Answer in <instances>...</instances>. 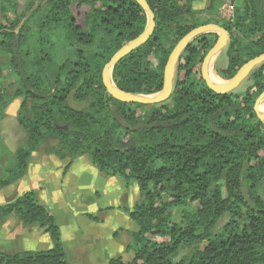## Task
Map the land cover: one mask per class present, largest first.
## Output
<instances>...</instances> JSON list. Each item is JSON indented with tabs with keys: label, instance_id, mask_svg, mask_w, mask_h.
I'll list each match as a JSON object with an SVG mask.
<instances>
[{
	"label": "trees",
	"instance_id": "obj_1",
	"mask_svg": "<svg viewBox=\"0 0 264 264\" xmlns=\"http://www.w3.org/2000/svg\"><path fill=\"white\" fill-rule=\"evenodd\" d=\"M146 1L155 29L113 66V82L122 90H160L170 51L201 24L213 22L230 34L225 49L229 61L218 70L223 77H232L245 61L264 52L263 0H243L231 20L196 16L192 0ZM213 5L211 0L205 12ZM42 11L34 34L28 23ZM0 14L12 16L0 25V55L9 59L5 65L0 61V118L9 101L2 84L6 76L17 78L14 95L22 97V106L32 102L30 113L18 116L26 145L12 155L0 185L19 179L30 152L51 135L59 139V157L86 154L101 172L137 183L140 200L129 216L138 230L126 247L132 259L117 255L106 264H264V123L253 110L264 90V63L251 71L247 78L252 83L243 91L216 93L199 69L215 38L200 35L181 53L168 99L129 103L106 92L101 71L146 26L135 0H32L21 9L18 0H0ZM44 29L55 40L42 35ZM70 52L73 57L67 56ZM114 114L130 127L160 126L132 130ZM194 202L195 210L186 211ZM176 208L181 209L180 220L174 219ZM10 213L23 225L44 228L54 245L0 252V264H69L54 215L34 191L0 205V220ZM225 214L228 218L215 230ZM192 245L191 253L173 260L180 247Z\"/></svg>",
	"mask_w": 264,
	"mask_h": 264
},
{
	"label": "rangeland",
	"instance_id": "obj_2",
	"mask_svg": "<svg viewBox=\"0 0 264 264\" xmlns=\"http://www.w3.org/2000/svg\"><path fill=\"white\" fill-rule=\"evenodd\" d=\"M30 1L32 0H18V5L20 6V9L22 7L25 8ZM209 11H210L209 13H211V11L213 10L211 9ZM213 13L214 14L219 13L220 17H225L224 15L228 14V12L226 13L225 11L220 10V8L215 9ZM42 14L43 11L39 14V16H37V18H35L34 20H30L28 23V27L30 31L34 34H37L38 32V25L41 20L40 17ZM11 17H12L11 15H8L7 18H5L0 14V25L7 23L11 19ZM201 18L207 19V15L206 14L201 15ZM215 18H219V17H215ZM226 18H220V19L226 20ZM44 33L48 35L49 31L47 29H44L42 35H44ZM204 34H208L211 38H215V39L217 37V34L214 32H206L200 35H204ZM235 34L239 35V33L237 32H235ZM50 38L52 40H55L56 38L55 34H51ZM229 39H230V34H229ZM32 42L33 44H35L34 39ZM165 45L167 46L166 43ZM46 46L48 45L46 44ZM225 49L226 47L223 50H221L222 52L220 54H217L215 57H213V59L209 63V74L214 73L215 75H217L221 79L222 81L221 83L229 79V77H223L218 73V70L227 66L229 61ZM34 56H35V52L33 51L31 54L32 60L34 59ZM67 56L73 57L72 52H70L69 55ZM0 61L4 65L7 64L9 61L8 55L1 54ZM3 72L5 73L6 70H4ZM2 81H3L2 84L4 87V91L9 96V101L3 110V115L0 118V180L6 178L5 169L7 164L10 162L12 155L16 154L17 151H19V149L23 148L26 145L27 133L20 125L18 121V116L21 114L30 113V107L32 105V102L28 101L26 105L23 107L21 104L23 100L22 97L14 95V92L16 91L18 86L17 78L13 76H6ZM251 83L252 80L246 77L240 83V85H238L230 92L243 91ZM146 108L148 109V107ZM58 148L59 145L57 143L51 140H45L44 143H42V145H40L37 148L36 150L37 152L32 154V158L30 159V161H28V158L31 156L30 153L26 160V168L24 174L13 183H10L8 185H0V205H5L7 203L15 201L18 197H20L23 193L27 191L30 190L36 191L38 190L39 186H42L44 188V191L39 193V197L41 198V200H45L46 202H48V204H50V206H52L53 209L59 208L61 210L63 209V205L66 204L67 209L72 211H79V210L88 211L91 209V207H94L95 202L98 201L100 204H104L108 202L106 199L108 195H113L115 193L118 194L117 186L115 182L118 179L117 176L113 177L101 172L94 164L91 163L90 159H89L90 161L89 163H91L97 168L96 171L99 173V176H95L94 172H92L90 169H85V170L83 169L80 171L79 176L77 178H74L71 181V183H68L67 185H65V181H68L69 179L68 177V174L70 173L69 169L73 167V164L69 166V169L67 168L64 169L65 177L63 180L59 177L57 178L58 173H57L56 158H52L48 162V164L47 162H45L34 165L33 159H38L39 161H45L44 158L41 160V157L46 153L54 154L55 156L59 157L56 154ZM119 179L122 180V177ZM125 181L129 183V191L127 193L129 195L128 204L131 205L133 202L134 194H139L138 186L134 180L127 179ZM95 189H98L101 193H103V195L100 198L97 195H95L96 194ZM124 194H126V192H124ZM139 200H140V196H138L136 203ZM123 202H124V195H120L118 203L116 204L122 205ZM133 207L131 209H127V212L129 213V211H131ZM195 208L196 206L194 202L186 207V211L192 212L195 210ZM180 216H181V209L179 208L174 209V219L180 220ZM227 218H228V214H225L220 219L219 225L215 230H217L224 223V221H226ZM34 225H37L38 227L42 228L37 223H33L30 225H23L18 220V217L14 213H10L5 218L4 221L0 220V252L15 253L22 250L35 251V250H43L52 247L54 245L52 236L48 231H44V228H42L44 233L38 238L37 241H34V229L32 227ZM22 226L23 227L28 226L29 228L31 227L29 229V236H25L22 239L23 241L17 236L18 235L17 233H22L24 231ZM14 232L16 236H13ZM48 242H50L51 245H47ZM44 243L46 244L47 248H45ZM195 245L188 246L185 248L180 247L177 250L175 256L173 257V260H178L182 255L191 253L194 250ZM125 252L131 253L130 251H127L126 248H125ZM120 256L123 260V256L122 255Z\"/></svg>",
	"mask_w": 264,
	"mask_h": 264
},
{
	"label": "crops",
	"instance_id": "obj_3",
	"mask_svg": "<svg viewBox=\"0 0 264 264\" xmlns=\"http://www.w3.org/2000/svg\"><path fill=\"white\" fill-rule=\"evenodd\" d=\"M242 1L243 0H215L214 8H212V10L214 11L215 9L220 8V10H223L226 13L228 12V14L224 15L225 17H220L219 13L214 14L213 11H211L213 14L205 12L211 3V0H192L191 9L198 13V15H196L198 17L206 14L207 19L211 20L215 19V17H227L226 20H231L233 18L234 9L240 6ZM261 10L264 13V0L261 2ZM221 52L222 51L218 54ZM45 140H51L59 144V139L51 135ZM36 150L30 152L31 156L28 158V161L32 158V154L37 152ZM43 158L45 161L33 159L34 165L45 162L48 164L52 158H56L57 178L59 177L62 180L65 177L64 169H69V166L73 164V167L69 169V179L68 181H65V185L71 183L74 178H77L80 171L83 169H90L94 172L95 176H99V173L96 171L97 168L89 163V157L86 154H81L73 158H59L54 154L46 153L41 157V160ZM116 176L118 178L115 181L118 194L115 193L113 195H108L106 197L108 202L104 204H100L96 199L97 202H95L94 207H91L88 211H72L67 209L66 204L63 205L62 210L59 208L53 209L48 202L41 200L39 197V193L44 191L42 186H39L36 191L33 190L39 203L44 205L45 208L54 215L55 222L60 230L61 246L69 264H106L109 259L117 255H122L123 260L127 262L132 259V254L125 252V248L132 242V234L138 230V225L129 216L127 209H131L135 205L140 193L134 194L133 202L129 205V195L127 193L129 191V183L125 181L126 179L123 176H121L123 181L119 179L121 178L119 177L120 175H115L113 177ZM124 192H126V194H124ZM95 193L99 198L103 195L98 189H95ZM120 195H124V202L122 205L116 204L118 203ZM32 227L34 229V241H37L44 231L37 225ZM30 228L28 226L23 227L24 231L22 233H17V236L21 240L25 236H29ZM13 236H16L15 232ZM154 239L161 240V238L157 237H154ZM44 245L45 248H47L45 243ZM47 245H51L50 242H48Z\"/></svg>",
	"mask_w": 264,
	"mask_h": 264
},
{
	"label": "water",
	"instance_id": "obj_4",
	"mask_svg": "<svg viewBox=\"0 0 264 264\" xmlns=\"http://www.w3.org/2000/svg\"><path fill=\"white\" fill-rule=\"evenodd\" d=\"M140 7L143 9L147 23L144 30L135 38L124 43L120 48H118L110 59L104 64L101 71V79L103 86L108 94H110L113 98L129 102V103H139L144 105H151L156 103H161L169 98L172 93L174 82H175V74L178 61L180 59L181 53L185 49V47L190 44L196 37L200 34L206 32H214L217 34V38L213 45L207 50L205 56L203 57L201 66H200V75L205 82L206 86L216 93H228L234 88H236L240 83L248 77L251 71L264 62V52L260 53L247 61H245L239 69L235 72V74L230 77L225 82L219 84L211 81L209 74V63L221 50H223L229 41V32L223 28L222 26L215 23H205L198 25L191 30H189L186 34H184L174 45L172 50L170 51L167 60L163 69V83L160 90L152 94H142L135 93L122 90L117 87L112 80V68L113 66L125 55L132 52L134 49L143 45L152 35L155 29V15L153 10L150 8L149 4L146 0H135ZM264 101V90L259 93L256 97L253 105V110L256 117L264 123V111L261 112L259 110V105ZM112 112H114V108L112 107ZM114 117L126 128L136 129L139 127L149 126V127H157L160 124H140L135 127H130L126 122H124L118 115L114 114Z\"/></svg>",
	"mask_w": 264,
	"mask_h": 264
},
{
	"label": "bare ground",
	"instance_id": "obj_5",
	"mask_svg": "<svg viewBox=\"0 0 264 264\" xmlns=\"http://www.w3.org/2000/svg\"><path fill=\"white\" fill-rule=\"evenodd\" d=\"M210 79H211V81H213L215 83L221 84V82H222L221 79L217 75H215L214 73H210ZM259 110L261 112L264 111V101L259 105Z\"/></svg>",
	"mask_w": 264,
	"mask_h": 264
},
{
	"label": "flooded vegetation",
	"instance_id": "obj_6",
	"mask_svg": "<svg viewBox=\"0 0 264 264\" xmlns=\"http://www.w3.org/2000/svg\"><path fill=\"white\" fill-rule=\"evenodd\" d=\"M217 38V37H216ZM216 40V39H215ZM215 42V41H214ZM200 66H201V64H200ZM199 69H200V67H199Z\"/></svg>",
	"mask_w": 264,
	"mask_h": 264
}]
</instances>
